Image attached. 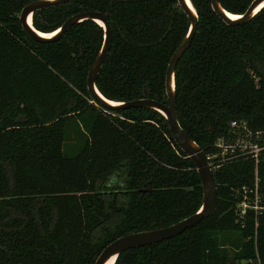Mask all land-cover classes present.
Returning a JSON list of instances; mask_svg holds the SVG:
<instances>
[{
	"label": "trees",
	"instance_id": "16d2710c",
	"mask_svg": "<svg viewBox=\"0 0 264 264\" xmlns=\"http://www.w3.org/2000/svg\"><path fill=\"white\" fill-rule=\"evenodd\" d=\"M36 0H0V264H94L125 235L165 228L197 212L193 162L153 110L108 111L87 90L103 40L93 21L37 43L18 20ZM242 15L253 0H217ZM198 26L175 68L177 121L206 155L233 138L231 122L264 129V8L228 26L208 0H190ZM83 12L112 30L95 86L108 100L167 104L165 73L189 21L177 0H72L32 14L41 33ZM256 172V177H255ZM215 212L183 234L128 250L114 264H264V209L241 221V188L257 178L264 207V152L213 171ZM235 238L229 255L222 241Z\"/></svg>",
	"mask_w": 264,
	"mask_h": 264
},
{
	"label": "water",
	"instance_id": "95a60500",
	"mask_svg": "<svg viewBox=\"0 0 264 264\" xmlns=\"http://www.w3.org/2000/svg\"><path fill=\"white\" fill-rule=\"evenodd\" d=\"M72 0H36L22 8L18 20L22 29L37 43H51L60 40L73 26L85 21H93L103 30V40L98 54L90 67L87 76V90L94 102L108 111L145 109L153 110L164 117L167 127L175 144L193 162L199 176L202 189V203L196 213L165 228L131 233L120 237L108 244L100 253L94 264H107L111 259L115 263L117 257L128 250L142 248L165 240L175 238L186 230L195 227L202 220L210 217L217 206V188L213 172L209 168L203 150L191 140L182 130L176 113L175 94V68L190 47L198 26V16L190 0H177L179 9L189 21L188 31L182 42L172 54L165 73V95L167 104L151 99H137L129 102H115L103 97L95 86V80L108 56L112 30L105 16L98 12H83L68 18L56 31L44 36L32 26V14L38 10L64 6ZM212 11L228 26L243 25L250 22L253 17L264 8V0H253L242 15H234L222 8L217 0H208ZM238 16L237 18H232Z\"/></svg>",
	"mask_w": 264,
	"mask_h": 264
},
{
	"label": "built area",
	"instance_id": "2783aa9c",
	"mask_svg": "<svg viewBox=\"0 0 264 264\" xmlns=\"http://www.w3.org/2000/svg\"><path fill=\"white\" fill-rule=\"evenodd\" d=\"M230 128L233 138L220 137L216 139L212 151L205 155L211 171H216L225 164L247 159L253 160L255 168H257L264 152V129L251 130L245 122L237 123L235 121L231 122ZM240 191L242 199L236 205L238 218L243 221L250 212H253L255 216L260 215L264 207L261 206L257 178H255L253 189L242 187Z\"/></svg>",
	"mask_w": 264,
	"mask_h": 264
},
{
	"label": "rangeland",
	"instance_id": "374dc122",
	"mask_svg": "<svg viewBox=\"0 0 264 264\" xmlns=\"http://www.w3.org/2000/svg\"><path fill=\"white\" fill-rule=\"evenodd\" d=\"M236 240L235 238H229L228 240L222 241L221 245L223 250H225L229 255H232L236 250ZM244 262H242L243 264Z\"/></svg>",
	"mask_w": 264,
	"mask_h": 264
},
{
	"label": "bare ground",
	"instance_id": "6f19581e",
	"mask_svg": "<svg viewBox=\"0 0 264 264\" xmlns=\"http://www.w3.org/2000/svg\"><path fill=\"white\" fill-rule=\"evenodd\" d=\"M238 16H233L232 18H237ZM50 34H44V36H49ZM114 259H111L107 264H113Z\"/></svg>",
	"mask_w": 264,
	"mask_h": 264
}]
</instances>
